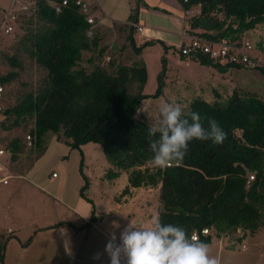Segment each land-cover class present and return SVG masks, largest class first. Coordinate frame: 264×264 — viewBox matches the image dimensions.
<instances>
[{
  "label": "trees",
  "instance_id": "trees-1",
  "mask_svg": "<svg viewBox=\"0 0 264 264\" xmlns=\"http://www.w3.org/2000/svg\"><path fill=\"white\" fill-rule=\"evenodd\" d=\"M33 1L32 13L18 19L22 34L11 48L1 47L0 82L5 91L0 145L11 154V164L21 161L24 172L31 169L48 150L52 134L78 150L85 180L80 195L93 205L90 222L83 229L98 219L94 201L86 194L90 181L83 171L82 149L95 143L102 146L109 164L106 179L115 182L122 174L128 176L125 188L115 196L117 202L132 196L134 189H159L162 221L181 226L189 237L200 234L199 241L208 245L214 235L203 234L205 228H212L217 236H237L235 242L239 243L264 231V97L234 88L226 97L216 90L212 99L202 95L193 98L185 112H198L205 128L209 121H217L226 138L222 144L193 140L179 165L158 168L150 145L159 134L149 135L152 124L140 118L139 111L144 100L164 94L166 54L158 88L147 94V64L124 63L113 49L108 51L103 45L104 37L96 29L90 36L91 24L77 0H67L66 4L65 0ZM142 1L137 0L130 24H126L128 44L140 53L159 43L168 53L172 47L162 40L138 43L132 23H139ZM178 1L186 10L200 7L187 17V30L212 41L239 38L264 25V0ZM184 46L173 47L183 60L224 73L254 69L264 75V64L255 68L224 64L202 52L183 54ZM65 224L72 226L70 222L56 226ZM13 237L0 232V264H6L7 246ZM31 241L32 237L24 245Z\"/></svg>",
  "mask_w": 264,
  "mask_h": 264
},
{
  "label": "rangeland",
  "instance_id": "rangeland-1",
  "mask_svg": "<svg viewBox=\"0 0 264 264\" xmlns=\"http://www.w3.org/2000/svg\"><path fill=\"white\" fill-rule=\"evenodd\" d=\"M11 3L12 0H0V26L5 19V12L11 7ZM117 31V34H104L103 44L109 45L116 41L121 45L125 33L121 31L120 26H118ZM20 34H22V30L17 27L11 34H4L0 47L11 48ZM246 35L252 39L255 45V48L251 51L252 56L261 64H264V25L247 32ZM136 36L140 42V36L137 33ZM127 53L136 59L140 57L138 61L142 59L149 63L150 78L145 92L147 94L154 93L158 88V74L163 67L162 57L167 54L164 47L157 45L136 53L129 46ZM165 56L167 58V78L164 94L159 98L144 100L139 111V117L150 124H154L159 118V106L164 102L179 103L183 108H186L193 98L201 95L207 97L208 91L202 89V85L207 86L208 83L215 86L224 97L230 95L234 88L253 91L264 97V75L260 70L231 69L224 73L215 67L204 66L191 59L183 60L174 51ZM36 76L37 73H34V77ZM210 94L211 92H209ZM82 148L85 154L83 171L90 181L86 194L94 201L98 219L96 224L89 230L72 231V234L66 230L68 242L66 238H62V242L64 246L69 244V248L64 247L61 259L55 264H110L109 256L105 251L107 243L112 240L113 236L116 237L114 243H118L121 232L130 221L137 227L150 226L152 218L159 214L161 208L160 190L138 189L135 197L129 198L126 203L120 204L115 200V196L123 189L126 176L119 178L116 183H109L105 176L108 161L102 146L90 143ZM81 160V153L73 150L57 134L50 135L48 152L36 160L34 170L37 171V176L45 179L46 189L53 194L51 195L55 200L62 204L60 208L63 211L69 212V209H66L69 205L79 211L84 206L93 207L80 195V190L85 184L80 170ZM21 163L20 161L11 164V169L14 172L23 173L24 167ZM33 168L26 172L27 178L24 180L25 185L28 186L24 195L29 198L27 204L31 207L34 205L41 206L42 210L45 211L48 205L50 210L54 211V203L51 202L52 197H48V194L44 197L38 188L32 187L34 182L30 171ZM54 173H56L55 176ZM16 195L14 192L13 197L16 198ZM120 200H123V198H120ZM50 202L51 206L49 205ZM25 216H28L26 212ZM101 216H103L102 220ZM59 217H61V214L54 211L53 221H59ZM11 221L5 222V225L9 227V225H12ZM32 221V219L24 218L21 235L32 233L34 229ZM59 235L58 231L57 239ZM213 235L216 238L214 243L209 246V254L217 260V264H264V231L256 237L248 236L243 241L246 247L242 246L243 242H235L237 236H217L214 231ZM31 261L27 258L19 264H35ZM16 263H18V260Z\"/></svg>",
  "mask_w": 264,
  "mask_h": 264
},
{
  "label": "crops",
  "instance_id": "crops-1",
  "mask_svg": "<svg viewBox=\"0 0 264 264\" xmlns=\"http://www.w3.org/2000/svg\"><path fill=\"white\" fill-rule=\"evenodd\" d=\"M90 2L93 13L96 16L97 32L101 33L103 36L104 34L108 33L117 34L118 26H120L121 31L125 33L123 43L121 45L116 41L112 44L110 43L109 45H103L108 48V51L113 49V51L118 55V57L121 58L122 61H124V63H133L135 62V60L138 61L140 57L136 59L132 55L127 53L129 47L127 36L129 31L128 27L126 26V24H130V17L133 13V9L137 4V0H90ZM138 22V24L146 27L145 34H140L138 30L136 31V33L140 36V42L137 39L139 44L143 43L146 40H162L168 46L172 47L168 51V53H170L171 51H174L173 47L179 48L182 44L189 43V39L183 33L187 29L185 9L178 0H143L140 4ZM157 45L161 44L156 43L154 45L148 46L144 48V51ZM176 53L179 54L178 52ZM139 61L144 60L140 59ZM144 62L149 68V63L147 61ZM206 85L207 86L202 85V89L208 91L206 96L207 98L212 99L216 95V90L218 89L215 86H212L210 83ZM209 92H211L210 95ZM48 150L46 151V153L48 152ZM108 166L109 164L107 165V169ZM33 167V169L30 171V175L33 178L34 182V185L32 187L38 188L39 191L43 193L42 195H44V197H46V195L48 194V197L53 198V194L46 189L47 185H44L45 179H41L40 176H37V171L34 170L36 164H34ZM11 170L14 172L13 169ZM28 171H25L23 173L14 172L15 176L10 180L8 184H0V232L5 231L7 233V230L12 229L11 235L14 236L9 241L7 246L6 264H19L21 261L23 262L27 258L32 260L31 263L35 264H55L61 259V255L63 254L65 249L64 247H68L69 245L66 244L64 246L62 242V238H66V241L68 240L65 232L69 231L72 234V231L76 232L77 230H89L96 224L95 221L92 223L89 229H83L84 225L90 222L91 215L93 214V207L91 208L90 206H84L83 209L79 211L76 210L73 206L69 205V207L66 208L69 209V212H67L63 211L60 208V205L62 204H60L54 198H51V202L54 203V211L61 214V217H59L58 219L59 221L54 222V211H51L48 205L45 211L42 210L41 206L34 205L33 207H31L29 206V204H27L29 203V201H27L29 200V198L24 195L26 194L28 186L25 185L24 180H26L25 178H27L26 172ZM124 175L126 176V181L123 189L128 182V176L126 173L122 174L121 177ZM116 181L108 182L116 183ZM123 189H121V192ZM137 190L138 189H134V193L132 196H125L123 200H120V204H123V202L126 203L129 198L135 197ZM14 192L17 194L16 198L13 197ZM51 202L49 203L50 206L52 205ZM25 212L28 214V216H25ZM24 218L33 220L32 222L34 225V229L29 235H21ZM9 221H11L12 225H9V227H7L5 225V222ZM62 222H70L72 226L67 224L56 226L57 224H60ZM58 231L60 235L57 239L56 236ZM31 237L32 241L28 245H24V243L27 242ZM215 238L216 236L213 237L212 243L208 246L214 243ZM243 241H245V239ZM17 260L18 263H16Z\"/></svg>",
  "mask_w": 264,
  "mask_h": 264
},
{
  "label": "clouds",
  "instance_id": "clouds-1",
  "mask_svg": "<svg viewBox=\"0 0 264 264\" xmlns=\"http://www.w3.org/2000/svg\"><path fill=\"white\" fill-rule=\"evenodd\" d=\"M159 118L149 127V135L159 138L150 147L153 164L166 168L186 156L193 140H212L222 144L226 133L215 120L207 128L198 112H185L179 103L164 102ZM190 117V119H189ZM113 236L105 248L110 264H217L208 244L189 237L179 225L164 223L159 214L150 226L137 227L131 221L121 232L119 242Z\"/></svg>",
  "mask_w": 264,
  "mask_h": 264
},
{
  "label": "built area",
  "instance_id": "built-area-1",
  "mask_svg": "<svg viewBox=\"0 0 264 264\" xmlns=\"http://www.w3.org/2000/svg\"><path fill=\"white\" fill-rule=\"evenodd\" d=\"M67 3V0L64 1ZM35 2L33 0H12L10 9L5 12V19L0 26V43L4 34L9 35L17 27L18 19L22 15L31 14L34 9ZM77 4L80 6L81 11L87 16L88 22L91 24V28L88 31L90 36H93L96 29V16L93 13L90 0H77ZM199 6L192 7L188 10L185 9L186 24L187 17L193 16L199 10ZM136 26L140 34H145L146 27L138 23H132ZM184 35L189 39V43L185 44L182 48L183 54L190 53H205L212 59L220 61L221 63H239L248 68H255L261 63L252 56L251 51L255 48L254 42L247 35L239 38L229 37L220 41H212L204 35L195 34L192 35L186 29ZM110 59V56H107ZM0 60H1V47H0ZM5 91L4 84L0 82V114L4 110L2 103L3 92ZM30 139V137H29ZM31 144V143H29ZM11 154L0 145V184H8L10 180L15 176V173L10 168ZM179 165V163H175ZM56 174H54L55 176ZM254 178V175H251ZM212 228L203 229V234H212ZM12 229L7 230V233H11ZM238 233L243 234L242 229H238ZM197 240L200 239V234L194 233ZM246 247V244L242 245Z\"/></svg>",
  "mask_w": 264,
  "mask_h": 264
}]
</instances>
